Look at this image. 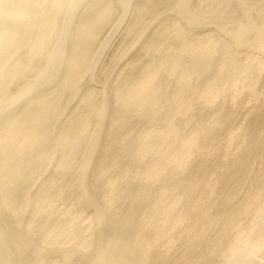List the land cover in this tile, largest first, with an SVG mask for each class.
<instances>
[{"label":"bare ground","instance_id":"6f19581e","mask_svg":"<svg viewBox=\"0 0 264 264\" xmlns=\"http://www.w3.org/2000/svg\"><path fill=\"white\" fill-rule=\"evenodd\" d=\"M130 2L0 0V264H264V0Z\"/></svg>","mask_w":264,"mask_h":264},{"label":"rangeland","instance_id":"374dc122","mask_svg":"<svg viewBox=\"0 0 264 264\" xmlns=\"http://www.w3.org/2000/svg\"><path fill=\"white\" fill-rule=\"evenodd\" d=\"M133 1H134V0H131V2H130L129 5H131ZM135 1H136V0H135ZM134 3H135V2H134ZM134 3H133V4H134ZM167 14H172V11H170V12H165V13H163V14H162L161 16H159V17L161 18L162 16H163V17H164V16H168ZM127 18H128V15L125 17L123 23H125V21L127 20ZM109 28H110V27H109ZM117 33H118V30H116V31L114 32L115 35L112 33L113 36L111 37L112 39H110L111 41H112L113 39H114V40L116 39L115 37H116ZM110 40H108V42L111 43ZM112 42H113V41H112ZM110 43H109V44H110ZM109 44H107V46H106V48H105L106 50H107V48L109 47ZM106 50H105V51H106ZM103 54H104V53H103ZM95 85H97V84L95 83ZM251 103H252V102H251ZM129 136H130V135H129ZM129 136H127V137L130 138L132 135H131L130 137H129ZM127 137H124V138H127ZM128 138H127V139H128ZM198 156H199V155H197V157H198ZM92 212H94V210H93L92 207H91V208H88V210L86 211V213L89 214V215H90ZM0 222H1V221H0ZM106 231H109V229L106 228ZM97 232H100V231L98 230ZM129 232H130V231L124 232V235L128 234ZM31 258H32V257H31ZM15 259H16V258H15ZM10 260L13 261V259H10Z\"/></svg>","mask_w":264,"mask_h":264}]
</instances>
